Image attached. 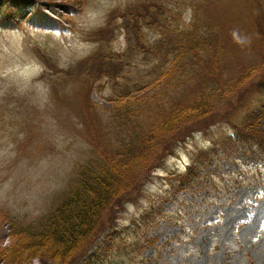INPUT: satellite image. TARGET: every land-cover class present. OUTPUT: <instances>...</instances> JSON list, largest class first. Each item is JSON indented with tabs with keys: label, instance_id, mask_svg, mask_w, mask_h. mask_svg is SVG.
Returning <instances> with one entry per match:
<instances>
[{
	"label": "rangeland",
	"instance_id": "374dc122",
	"mask_svg": "<svg viewBox=\"0 0 264 264\" xmlns=\"http://www.w3.org/2000/svg\"><path fill=\"white\" fill-rule=\"evenodd\" d=\"M1 12L19 26L0 27V264L57 263L45 249L11 252L28 244L24 228L38 227L79 167L120 155L121 128L109 123L123 95L115 94L126 89L122 77L150 80L148 70L163 60L152 53L158 18L186 24L194 15L209 52L194 79L170 92L162 79L138 80L144 89L129 94L146 135L144 156L130 161L140 182L107 214L92 264H264V154L249 150L252 141H234L249 110L229 116L237 102L220 95L229 83L253 90L249 109L264 100V0H0ZM35 15L50 22L29 23ZM137 35L144 52L123 66ZM199 95L207 113L177 112ZM176 114L182 128L167 136L165 118ZM150 147L153 167L144 168ZM194 162L193 176H184Z\"/></svg>",
	"mask_w": 264,
	"mask_h": 264
},
{
	"label": "trees",
	"instance_id": "16d2710c",
	"mask_svg": "<svg viewBox=\"0 0 264 264\" xmlns=\"http://www.w3.org/2000/svg\"><path fill=\"white\" fill-rule=\"evenodd\" d=\"M19 1L23 2L24 0ZM18 12L21 14L20 11ZM36 18H38V24L47 25L50 22L47 19L46 21L43 19L45 22L41 23L38 15L33 16V19L31 18L28 22L36 24ZM158 19L160 38L156 46L152 48V53H155V55L158 53L159 57L163 60H161L158 66L148 70L149 73L145 76H149L150 80L145 82L143 79H138L140 72L137 75L136 72L132 74L130 71H126L127 76L125 75L122 77L123 81L121 83L126 89L115 94H123V99L120 98L121 100H116V96L112 98L119 102H117L118 105L113 115L110 117V121L112 122L109 121V127L110 129L113 128V126L121 128V130L118 129L116 133L120 141L116 152H119L121 156L119 154V156H114L111 162L107 161L105 165L96 162H88L83 165L84 167H79L75 176L74 186L72 185L65 192L63 198L55 207L39 218L38 227L36 228L29 225L24 228L23 231L29 229L27 236H30V240H28V244H19L18 250L14 249V251L11 252L12 258L21 257L22 254L28 250L43 251L45 249L47 255H50L49 258L57 261V263L53 264H92V257L94 254L91 252L95 246V239L99 233L98 231L100 229L102 230L104 227L102 223L105 221L107 214L114 210L116 206L125 202L126 198L130 195L126 197L122 195H126V192H128L130 188H133L137 184L139 185L140 182H137L138 179L134 176V166L132 167L130 161L144 156V153L138 152L140 149L138 146H143L147 143L145 138L146 135H139L141 130L139 131L138 125L133 122L137 116L136 113L140 111L134 109L133 105L135 101L138 103L139 100L133 99L132 96L129 97V94L139 88L138 86H142L138 80L142 81L147 86L152 82L154 83L162 79L161 85H164L169 92L171 89L185 86L182 82L185 80L192 81L194 79H192V77L194 73H196V69H200L201 61H204V58L209 53L208 46H205L203 43L202 37L204 36V32H202L200 26L196 22V15L186 24L183 23L181 19L177 20L175 18L171 21L167 16ZM153 22H155V20H153ZM13 26L16 28L19 24L12 20V15L1 12L0 27L11 28ZM49 26L52 27L51 24H49ZM156 26L157 25H152V27ZM136 37V39L132 38L133 43L127 44L128 48H126V54L122 55L123 59L121 61L123 66H127L125 61L131 66L133 65L127 55H130V53L136 55L137 51L144 52L142 47L145 46L146 41L140 35ZM145 52V59H147L149 52L148 50ZM211 86V88L215 90L214 88L216 87H214V84ZM226 86H229V92L220 95L228 99L233 98L237 102L236 105L229 110V116L237 112L242 106L249 110L246 115V122L236 124L234 127L236 133V136H233V138H235L234 141L241 144H246V140L249 142L252 141L255 144V148L250 145L249 150L256 149L258 154H264V100L259 102L260 105L257 108L250 107L249 109L250 105L247 98L253 90L250 88H243V85L232 86V84L228 83ZM141 88L144 89L143 86ZM141 88H139L140 90H137V92L140 93L142 91ZM217 88L222 90V86ZM213 90L209 92L213 94L214 97L215 93L219 95V90L217 92ZM230 92L232 95H227ZM173 94H175L174 91ZM173 94L167 96V99L170 98V96L176 97ZM163 97L166 99L165 96ZM207 103H209V101L199 95L193 104L190 106H183V108L180 107L177 112H179V114L184 112V116L193 112H198L203 115V113H207L209 110L207 108L208 105L206 106ZM225 116L226 115H224V117ZM178 117L180 116L176 114L174 117L165 118V124L168 126L167 130H170V132L166 133L167 136L171 133H176L174 129L179 126H177L174 121L176 120L175 118L179 121ZM181 128H177L178 131ZM176 137L178 136L175 135V138ZM136 138L143 142L140 144ZM178 139H180V137L175 140ZM132 143L135 145V148L131 146ZM150 151H148L143 158V162H145L144 168H148L149 166L150 168L153 167V165L148 166V164L149 162H153V158L151 157L155 153V150L153 147H150ZM123 155L127 156L126 160L122 158ZM194 165L195 162L188 166V171L184 176H193ZM18 230L16 235H21L18 233L21 231ZM43 258H45V256Z\"/></svg>",
	"mask_w": 264,
	"mask_h": 264
}]
</instances>
